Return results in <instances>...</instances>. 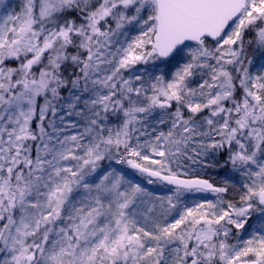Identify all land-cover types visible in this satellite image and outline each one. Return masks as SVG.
<instances>
[{"label":"snow or ice","instance_id":"obj_1","mask_svg":"<svg viewBox=\"0 0 264 264\" xmlns=\"http://www.w3.org/2000/svg\"><path fill=\"white\" fill-rule=\"evenodd\" d=\"M0 264H264V0H0Z\"/></svg>","mask_w":264,"mask_h":264},{"label":"rangeland","instance_id":"obj_2","mask_svg":"<svg viewBox=\"0 0 264 264\" xmlns=\"http://www.w3.org/2000/svg\"><path fill=\"white\" fill-rule=\"evenodd\" d=\"M150 187H151V186H150ZM157 194H158V195H163V194H165V191L157 190Z\"/></svg>","mask_w":264,"mask_h":264},{"label":"trees","instance_id":"obj_3","mask_svg":"<svg viewBox=\"0 0 264 264\" xmlns=\"http://www.w3.org/2000/svg\"><path fill=\"white\" fill-rule=\"evenodd\" d=\"M215 179L219 180V179H220V177H215Z\"/></svg>","mask_w":264,"mask_h":264}]
</instances>
